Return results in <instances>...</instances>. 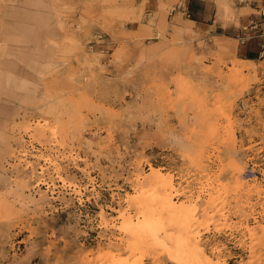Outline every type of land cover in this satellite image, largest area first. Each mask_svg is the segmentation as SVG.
I'll return each mask as SVG.
<instances>
[{
  "label": "rangeland",
  "instance_id": "1",
  "mask_svg": "<svg viewBox=\"0 0 264 264\" xmlns=\"http://www.w3.org/2000/svg\"><path fill=\"white\" fill-rule=\"evenodd\" d=\"M119 2L0 0V264H174L134 250L125 221L156 191L191 210L201 188L211 262L264 264L262 67L223 44L214 63L188 45L134 56Z\"/></svg>",
  "mask_w": 264,
  "mask_h": 264
},
{
  "label": "crops",
  "instance_id": "2",
  "mask_svg": "<svg viewBox=\"0 0 264 264\" xmlns=\"http://www.w3.org/2000/svg\"><path fill=\"white\" fill-rule=\"evenodd\" d=\"M118 1L124 17L113 32L134 56L142 48L150 53L188 45L203 63H214L213 50L223 44L226 57L253 61L264 72V0ZM107 38L105 47H115Z\"/></svg>",
  "mask_w": 264,
  "mask_h": 264
},
{
  "label": "bare ground",
  "instance_id": "3",
  "mask_svg": "<svg viewBox=\"0 0 264 264\" xmlns=\"http://www.w3.org/2000/svg\"><path fill=\"white\" fill-rule=\"evenodd\" d=\"M248 172L254 174L253 170L247 171V173ZM156 179L157 178L154 180L156 181ZM155 184H160L162 189H171L172 197L178 201L180 194L175 191L170 182L159 183L157 181ZM204 192L206 191L201 188L197 200L193 203L195 207L191 210L174 204L171 198H165L159 191H156L153 197L139 199V207H137L136 214H141V216H138L135 221H133L132 218L126 219L125 231L123 230L133 238L135 244L132 245V248L135 250L136 248L141 249L143 246H149L152 249H157L160 251V255L167 256L174 264H214L203 251L201 247L202 243L200 244L202 235L207 232L200 234V232L197 231L194 233L192 229L193 219H196L200 211L202 212V210L198 209L197 205L203 198ZM258 194L256 196H258ZM150 204H159V211L157 213L156 211H149L148 205ZM261 211H263V209ZM164 215L168 218L167 225L166 219L162 218ZM248 215L249 218L252 219L261 217L260 211L255 213L250 211ZM168 227L176 229L177 232L168 233ZM244 230L246 231L245 228ZM238 248L242 249L243 247L239 245ZM245 251L246 249L243 250V252ZM251 253V250H249V254ZM216 254L217 251L214 250L211 255L216 256ZM103 259H110L112 264H117L116 261H114V256ZM120 264H141V257L137 260L131 262L125 261Z\"/></svg>",
  "mask_w": 264,
  "mask_h": 264
}]
</instances>
